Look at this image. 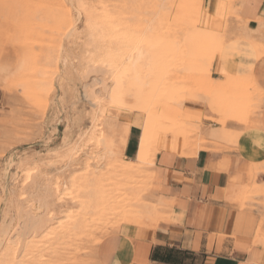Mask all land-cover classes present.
Masks as SVG:
<instances>
[{
    "label": "rangeland",
    "instance_id": "rangeland-1",
    "mask_svg": "<svg viewBox=\"0 0 264 264\" xmlns=\"http://www.w3.org/2000/svg\"><path fill=\"white\" fill-rule=\"evenodd\" d=\"M59 1L0 0V264L7 261V250L21 255L31 239L39 243L32 248L37 264H94L96 247L105 235L123 222L148 220L150 203L157 198L152 163L165 150V142L185 135L195 151L206 143L205 134L216 149L237 143L226 137L237 131L209 132L216 126L204 127L203 119L220 128L229 122L247 125L260 103L250 75L213 79V61L228 38L203 22L204 0H113L118 9L125 5V70L115 76L95 64L108 42L100 19L88 21L83 13L82 6L91 0H65L62 7L69 11L72 25L64 32L54 29ZM220 1L228 28L239 0ZM244 29L252 44L260 42L253 34H264V21L258 30ZM112 84H123L130 103L141 101L156 113L157 134L146 151L147 163L129 173L124 168L136 160L123 159L124 127L119 131L123 124L114 114H137L140 142L147 115L126 110L125 104L113 106ZM203 97L211 113L205 117ZM104 116L116 121L110 133ZM102 137L106 139L99 140ZM251 187L231 186L232 199L243 208L261 205L262 197ZM63 194L70 198L60 202ZM48 213L54 214L52 221L32 226L33 219ZM67 213L64 225L82 217L84 233L56 227ZM55 228L52 238L44 236ZM16 241L24 242L22 249ZM47 245L57 252L51 253ZM39 254L47 259L39 260Z\"/></svg>",
    "mask_w": 264,
    "mask_h": 264
},
{
    "label": "crops",
    "instance_id": "crops-1",
    "mask_svg": "<svg viewBox=\"0 0 264 264\" xmlns=\"http://www.w3.org/2000/svg\"><path fill=\"white\" fill-rule=\"evenodd\" d=\"M220 5V0H204L203 22L228 38L213 61V79L252 75L260 102L257 110L247 125L229 122L220 128L203 119L204 127L216 126L209 132L239 131L226 136L237 143L216 149L205 134L203 149L193 155L159 152L152 178L157 198L150 203L159 216L156 228L121 224L101 239L94 264H264V34H253L260 41L253 44L244 36L245 26L258 30L264 21V0L237 1L228 28ZM204 100L203 117L211 114ZM114 117L120 124L132 122L121 150L124 159L137 160L141 135L137 114L119 111ZM244 185L262 197L261 205L243 208L232 199L230 187ZM259 228L263 237L255 242Z\"/></svg>",
    "mask_w": 264,
    "mask_h": 264
},
{
    "label": "bare ground",
    "instance_id": "bare-ground-1",
    "mask_svg": "<svg viewBox=\"0 0 264 264\" xmlns=\"http://www.w3.org/2000/svg\"><path fill=\"white\" fill-rule=\"evenodd\" d=\"M65 0H60L57 5L58 8L56 9L57 14H58V24L55 25L54 29L55 31H65L64 29H67L70 25H72L71 23H69V16L70 13L69 11L65 10L62 6H64ZM130 4V3H129ZM66 6V5H65ZM118 6L115 4V2L113 0H91L90 3L87 6H82V10L83 13L85 14L86 18L88 21H91L94 17H97L100 19V22L103 25V40L108 42L104 48L101 47V51L103 52V55H101V57L96 61V66L98 68H100L102 71H105L107 74H111L112 76L115 75H119L122 74L121 72L125 70V5H123V7H119V9L117 8ZM110 8H113V11H110ZM67 9V8H66ZM139 9V8H138ZM137 9V10H138ZM136 11V10H135ZM139 11V10H138ZM137 14V13H136ZM71 17V16H70ZM134 20V19H133ZM133 22V21H132ZM136 26V25H135ZM128 27V26H127ZM137 27V26H136ZM135 27V28H136ZM53 28H50V30ZM24 31V30H23ZM22 32H20V38L22 37ZM24 34V33H23ZM71 35V34H70ZM128 35V34H127ZM136 36V35H135ZM25 38V36H24ZM23 40V39H22ZM114 43V45H112ZM99 44V43H98ZM127 47V44H126ZM50 48V47H49ZM60 50V48H59ZM47 53V52H46ZM51 54V53H50ZM59 55V54H58ZM140 55V54H139ZM143 55V54H141ZM139 56L138 58L142 57ZM57 56V55H56ZM56 56H54L56 58ZM54 58V59H55ZM59 58V57H58ZM143 58V57H142ZM141 58V59H142ZM51 56L47 57V60L50 61ZM127 59V58H126ZM136 60V59H135ZM138 60V59H137ZM140 60V59H139ZM138 60V61H139ZM46 61V60H45ZM57 61V60H56ZM51 62V61H50ZM67 62V61H66ZM55 63V62H54ZM57 63V62H56ZM50 64V63H49ZM2 65V64H1ZM52 65V64H51ZM56 65V64H55ZM135 66V65H134ZM7 67V66H5ZM56 67V66H55ZM19 68V67H18ZM48 68V67H47ZM46 68V69H47ZM49 69V68H48ZM16 71V70H15ZM92 71V70H91ZM253 72V71H251ZM1 73V72H0ZM5 73V72H4ZM9 73V72H8ZM158 73V72H157ZM99 74V73H98ZM108 74V75H109ZM93 75V74H92ZM107 76V75H106ZM110 76V75H109ZM227 76V75H225ZM138 77V76H136ZM156 77V76H155ZM251 80L255 83V79L252 75H250ZM50 80V79H48ZM112 86H114L113 88H111L112 90L110 91V93L113 94V98H112V105L113 106H120L121 104H125V109L129 110V111H135V110H139L142 112H145V114L147 115V119L144 125V129L142 132V136H141V142H140V151H139V155L138 158L136 160V162H132V166L131 168H124V173H129L133 170V168L136 167H141L144 164H146L147 162L145 161V155H146V151L149 150V147L152 145V143L155 141V133L157 134L156 128H157V119H156V113L154 112V108L151 105H147L144 106L142 105L141 101H136V102H131L130 100H128L127 94H125V86L119 85V84H112ZM111 86V87H112ZM3 88V87H2ZM1 88V89H2ZM5 89V88H4ZM50 89V88H49ZM45 91V89H44ZM48 91V90H47ZM50 94V93H49ZM109 95V94H108ZM97 99V98H96ZM99 99V98H98ZM138 99V98H137ZM98 101V100H97ZM128 103V107L126 106V104ZM184 103V102H182ZM97 104V103H95ZM47 105V102H46ZM101 108V107H100ZM102 109V108H101ZM99 111V110H98ZM102 111V110H101ZM106 112V111H105ZM176 117L179 116V113H175ZM181 114V113H180ZM184 115V114H183ZM104 120L107 121V124H110V129H109V133L110 130L113 131L115 130V124L116 121L107 119L106 116H104L103 119V123ZM131 123L132 122H127L126 124H123L121 127H124V133L122 136V140L124 141V143L127 142V138H128V134H130V128H131ZM105 125V124H104ZM99 129H103L102 123L98 125ZM106 126V125H105ZM107 127V128H108ZM69 128V127H67ZM83 129V128H82ZM65 131V130H64ZM82 131V130H81ZM80 131V132H81ZM159 131V130H158ZM107 132V130H106ZM86 135V134H84ZM94 134L92 133L90 136V139H93L92 137ZM103 135V133H102ZM107 135V134H105ZM104 135V136H105ZM121 135V134H119ZM88 136V135H87ZM109 136V135H108ZM65 136H63L64 138ZM84 137V136H83ZM82 137V138H83ZM110 137V136H109ZM67 138V137H66ZM81 138V137H80ZM106 139V138H105ZM104 137H102L99 140H105ZM115 139V138H114ZM69 140V139H68ZM119 140V139H118ZM120 141V140H119ZM66 142V141H65ZM73 142V141H72ZM113 139H110L109 143H112ZM106 144V142H105ZM108 145V144H107ZM98 147V146H97ZM100 147V146H99ZM62 148V147H61ZM205 148V147H204ZM77 149V148H76ZM163 149L168 150V151H172V152H176L178 154L181 155H193L197 152H199V150L203 149H199L196 150L194 148H192V143L188 140V138L185 135H181L176 137L175 139H170L167 142L164 143L163 145ZM78 150V149H77ZM80 150V149H79ZM206 150V149H205ZM85 151V150H84ZM70 152V151H69ZM111 153H113L111 151ZM76 154V153H75ZM103 154V153H102ZM110 154V153H109ZM74 155V154H73ZM101 155V154H100ZM76 156V155H75ZM99 156V155H98ZM114 156V155H113ZM101 157V156H100ZM99 157V158H100ZM76 158V157H75ZM124 159V158H123ZM126 160V159H124ZM99 161V160H98ZM93 162V161H92ZM96 162V161H95ZM44 163V162H43ZM153 164V163H152ZM18 165V164H17ZM155 166V164H153ZM110 168V167H109ZM34 170V169H33ZM37 171H34L32 173H36ZM23 173V172H22ZM26 173V172H25ZM31 175V174H30ZM28 178H30V176L27 175ZM25 180V179H24ZM57 187V186H56ZM38 189V188H37ZM69 195L68 194H63L60 196L59 201L61 202L63 199H69ZM101 200V199H100ZM167 206H170L167 204ZM26 208V207H25ZM35 208V207H34ZM149 209V208H148ZM25 210V209H24ZM151 211V210H150ZM70 212V211H69ZM120 212V211H119ZM23 213V212H22ZM25 214V212H24ZM31 215V213H30ZM63 219H59L58 221H56V227H62V231L64 229V227H68V229L70 230H74L75 232H79V233H84V231H86V227L87 224L85 223V219L84 218H79L73 222L68 223L67 225H64V222L67 218L70 217V214L67 213L66 215L62 214ZM147 216H148V220H146L145 223H142L141 221H137V220H132L130 222L126 221V223H130V224H135L139 227H143V228H151V229H155L158 221H159V216L156 213L153 212H147ZM25 217V216H24ZM46 217V216H45ZM39 218V219H33L31 221L32 226H36V225H43L45 224V222L47 221V219L50 221H52L53 217L55 218L53 213H48V217L46 218ZM59 218V217H58ZM164 218V217H163ZM5 219V218H4ZM125 220V219H124ZM20 221V220H19ZM67 221V220H66ZM124 223V222H123ZM6 224V223H5ZM44 226V225H43ZM24 227V226H23ZM259 227V225H258ZM119 228V227H118ZM56 228L53 230H48L44 236L47 237V235L51 236L50 238H52V235L55 234ZM66 231V230H65ZM37 234V233H36ZM42 234V233H41ZM40 235V234H39ZM38 235V236H39ZM66 235V234H65ZM234 236V235H233ZM16 237V236H15ZM263 237V232L261 230V228H259L257 235H256V241L255 242H259L260 240H262ZM42 238V237H41ZM37 239V238H36ZM59 239V238H58ZM61 239V238H60ZM15 240V238L13 239ZM21 240V238H20ZM22 241V240H21ZM27 241V240H26ZM24 240V242H26ZM17 242V246H21L24 242H22V244H20V241H16ZM2 243V242H1ZM100 243V242H99ZM39 243H36L35 239H31L30 241H27L25 243L24 247V253H21V255L19 254L18 251L16 250H7L5 252V255L7 256V261L3 262L2 264H37L38 261L35 259V256L33 254V249L37 247ZM15 245V244H14ZM1 247V246H0ZM21 246V249L23 248ZM48 247V245L46 246ZM10 248V247H9ZM51 249V253H56L57 252V247L55 246H50L49 247ZM19 249V248H17ZM36 250V249H35ZM48 250V249H47ZM37 254V253H36ZM84 254V253H83ZM40 255V254H39ZM43 256L40 255L39 260L43 261L44 258ZM72 258V257H71ZM37 262V263H36ZM69 262V261H68ZM61 264V263H60Z\"/></svg>",
    "mask_w": 264,
    "mask_h": 264
}]
</instances>
